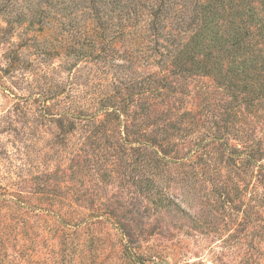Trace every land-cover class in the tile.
Wrapping results in <instances>:
<instances>
[{
	"label": "rangeland",
	"instance_id": "rangeland-1",
	"mask_svg": "<svg viewBox=\"0 0 264 264\" xmlns=\"http://www.w3.org/2000/svg\"><path fill=\"white\" fill-rule=\"evenodd\" d=\"M31 1L49 9L45 0L13 3ZM26 15L8 24L16 15L0 13V221L16 198L29 215L12 236L8 257L17 263L27 238L22 231L31 226L37 243L26 263H51L61 236L50 231L49 217H38L44 207L83 220L68 229L77 255L87 257L76 264L124 263L111 253L124 250L123 240L146 264H264V99L255 102L257 112L242 108L243 120L230 124L225 86L203 74L183 80L155 55L131 75L177 81L169 104L148 100V115L135 122L112 120L106 111L86 118L99 106L98 83L113 91L126 76V61L109 70L64 46L44 53L58 44L60 24L40 23L38 9L35 18ZM46 90L58 95L49 98L60 102L55 112L70 113L64 127L43 117L38 103L21 101ZM98 119L104 127H94Z\"/></svg>",
	"mask_w": 264,
	"mask_h": 264
},
{
	"label": "trees",
	"instance_id": "trees-1",
	"mask_svg": "<svg viewBox=\"0 0 264 264\" xmlns=\"http://www.w3.org/2000/svg\"><path fill=\"white\" fill-rule=\"evenodd\" d=\"M32 2L28 5L13 3V0L9 4L0 3V13L16 15L7 19L8 24H13L26 17V13L35 18L38 9L40 23L60 24L56 28L60 30L59 36L56 35L58 44L51 46L53 49L44 47V53L58 51V46H64L69 54L93 58L109 70L122 67L118 63L110 65L120 58L127 63L123 67L126 76L123 75L124 79L118 77L113 91H109L110 84L98 83L102 90L94 97V104L99 106H95L96 111L91 115H85L86 118H95L97 112L106 111L105 116H112V120L126 121L131 117L135 122L137 116L148 115L145 112L149 108L146 106L148 100L169 104L170 94L178 93L172 84L177 81L169 83L158 74L131 75L142 67L140 64L149 65L155 55L159 56L155 59L159 65L170 66L172 75L183 80L193 74H203L225 86L230 99L225 107V121L230 124L243 120L242 108L247 114L257 112L255 102L264 99V0H45L49 9ZM102 72L105 74L103 80H108V72ZM49 91L21 101L26 105L31 100L38 103L43 117L64 127L70 113L55 112L60 102L51 103L49 98L54 100L58 95H45ZM184 114L190 117L191 111ZM71 115L77 117L74 113ZM132 121V127H139ZM104 125L99 119L94 122V127ZM124 127L129 126L124 124ZM25 204L16 198L9 207L8 218L4 216L0 221V264H28L26 262L30 261L26 251H34L37 243L31 226L22 231L27 238L21 243L24 253H17V263L7 253L12 236L20 226L28 225ZM40 208L42 213L38 217H49L53 222L49 225L50 231L61 236L60 249L56 251L53 249L56 247H51V263L45 264H76L77 258L86 260V256L77 255V246L71 241L74 232L68 231L80 226L83 220L67 210ZM123 241L124 250L114 247L111 253L118 254L119 260L127 259L124 263L113 260L110 264H146L145 259L130 247V241ZM79 253L83 254L82 251ZM98 264H104V261Z\"/></svg>",
	"mask_w": 264,
	"mask_h": 264
}]
</instances>
